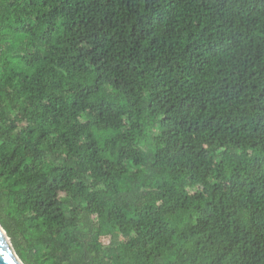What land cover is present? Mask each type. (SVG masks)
<instances>
[{"label":"trees","instance_id":"trees-1","mask_svg":"<svg viewBox=\"0 0 264 264\" xmlns=\"http://www.w3.org/2000/svg\"><path fill=\"white\" fill-rule=\"evenodd\" d=\"M0 225L24 264H264V0H0Z\"/></svg>","mask_w":264,"mask_h":264},{"label":"water","instance_id":"water-1","mask_svg":"<svg viewBox=\"0 0 264 264\" xmlns=\"http://www.w3.org/2000/svg\"><path fill=\"white\" fill-rule=\"evenodd\" d=\"M0 264H24L17 255L11 239L0 225Z\"/></svg>","mask_w":264,"mask_h":264},{"label":"rangeland","instance_id":"rangeland-1","mask_svg":"<svg viewBox=\"0 0 264 264\" xmlns=\"http://www.w3.org/2000/svg\"><path fill=\"white\" fill-rule=\"evenodd\" d=\"M8 235V234H7ZM10 238V237H9Z\"/></svg>","mask_w":264,"mask_h":264}]
</instances>
